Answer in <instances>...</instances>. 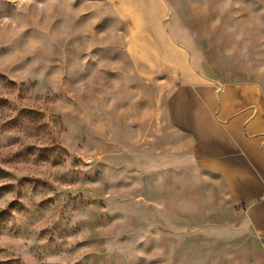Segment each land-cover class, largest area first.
Returning a JSON list of instances; mask_svg holds the SVG:
<instances>
[{
    "label": "rangeland",
    "instance_id": "374dc122",
    "mask_svg": "<svg viewBox=\"0 0 264 264\" xmlns=\"http://www.w3.org/2000/svg\"><path fill=\"white\" fill-rule=\"evenodd\" d=\"M94 1L0 0V264H254L144 168L177 78L138 70L143 42ZM168 1L221 77L264 81V0Z\"/></svg>",
    "mask_w": 264,
    "mask_h": 264
},
{
    "label": "crops",
    "instance_id": "0c3cea01",
    "mask_svg": "<svg viewBox=\"0 0 264 264\" xmlns=\"http://www.w3.org/2000/svg\"><path fill=\"white\" fill-rule=\"evenodd\" d=\"M94 2L106 22L126 25V39L143 42L138 70H168L177 78L150 99L144 168L159 184L174 186L176 216L209 209L216 224L205 232L224 246L248 249V262L264 264V81L221 77L168 0Z\"/></svg>",
    "mask_w": 264,
    "mask_h": 264
}]
</instances>
